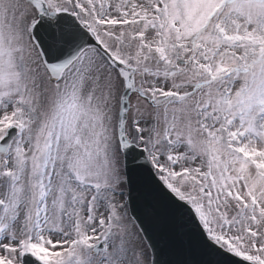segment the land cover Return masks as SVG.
I'll use <instances>...</instances> for the list:
<instances>
[{
    "label": "snow or ice",
    "instance_id": "snow-or-ice-1",
    "mask_svg": "<svg viewBox=\"0 0 264 264\" xmlns=\"http://www.w3.org/2000/svg\"><path fill=\"white\" fill-rule=\"evenodd\" d=\"M0 264H264V0H0Z\"/></svg>",
    "mask_w": 264,
    "mask_h": 264
}]
</instances>
